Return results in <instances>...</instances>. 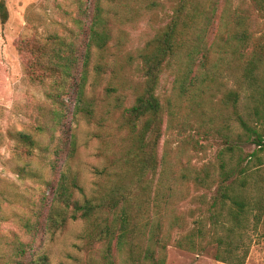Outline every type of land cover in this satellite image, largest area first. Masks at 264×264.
Here are the masks:
<instances>
[{
    "label": "trees",
    "instance_id": "1",
    "mask_svg": "<svg viewBox=\"0 0 264 264\" xmlns=\"http://www.w3.org/2000/svg\"><path fill=\"white\" fill-rule=\"evenodd\" d=\"M204 2L178 0L167 25L139 49L138 69L143 80L134 87L131 103H126L127 96L117 98L123 137L114 143L106 165L97 168L99 179L90 192L74 168L75 135L72 150L59 165L63 134L54 147L43 146L36 137L46 129L44 113L32 127L35 133L16 134L14 153L18 159L31 160L41 151L46 165L59 168L60 175L44 223L42 212L27 204L26 212L12 213L20 230L0 235V264H50L46 253L34 249L35 238L42 231L60 235L74 221L85 224L83 238L91 249L89 264H166L170 245L196 253L216 245V260L246 264L251 235L264 221V0L235 4L226 0L219 14L217 1ZM94 7L82 59L76 43L57 31L44 36L32 29L18 47L26 57L28 79L42 86L52 104L64 103L63 97L80 74L75 114L88 119L93 117L85 91L91 47L106 46L99 24L104 21L101 0H95ZM253 15L263 21L256 30H252ZM214 16L220 20L210 41ZM0 20L2 24L9 20L6 0H0ZM165 71H170L172 87L168 96L161 97L158 88ZM216 91L222 93L214 101L220 110L210 117L206 99L215 97ZM184 101L196 106V125L190 123L189 112L183 113L185 121L180 123ZM61 109L56 117L62 115ZM168 127L184 132L194 127L197 134L219 138L216 173L207 165L195 169L187 164L177 174L174 169L179 160L173 162L160 152ZM185 140L196 141L193 135ZM17 174L23 181L49 182L42 171L31 167L18 166ZM189 184L215 188L210 201L204 193L197 197L208 204L207 214L191 223L177 209L179 201L188 196V190L181 192L180 188ZM23 196L0 191V202L15 204ZM4 215L0 205V220L10 217ZM97 244L101 247L94 250Z\"/></svg>",
    "mask_w": 264,
    "mask_h": 264
},
{
    "label": "rangeland",
    "instance_id": "2",
    "mask_svg": "<svg viewBox=\"0 0 264 264\" xmlns=\"http://www.w3.org/2000/svg\"><path fill=\"white\" fill-rule=\"evenodd\" d=\"M6 1L9 20L5 24L0 20V191L24 195L23 199L15 204L0 202L4 216H10L0 220V235L10 236L20 230L12 213L26 212L25 204L36 207L39 213L42 212L41 224L44 223L53 189L60 175L59 168L53 170L51 166L46 165L41 151H37L38 156L31 160L18 159L14 153L16 134L21 131L35 133L32 127L39 114L44 113L46 129L36 137L43 146L54 147L63 134L59 165L72 150V139L75 135L74 168L80 172L83 184L90 192L94 182L99 179L97 168L101 169L106 165L107 158L115 149L114 143L123 137L117 98L127 96L126 103H131L134 99V87H138L143 80L138 69L137 53L167 25L178 0H101L104 21L99 24L106 35V46L101 49L93 44L91 47L89 76L85 85L86 99L93 108L91 119L75 114L79 103L76 84L79 83L80 74L77 73L74 81L76 84L67 96L63 97L64 103L58 106L52 104L42 86L28 79L24 64L26 57L20 53L18 47L23 36L31 34L32 29L44 36L57 31L69 36L70 40L76 43L78 55L82 59L90 39L95 0ZM215 1L219 14L227 5L226 0ZM232 1L234 4L248 2ZM204 3L208 5L210 0H205ZM253 17L252 30H256L259 28L258 24L261 25L263 21L256 15ZM79 20H82L81 25L78 24ZM219 20L218 16H214L212 28L209 30L210 41L217 33ZM81 67L80 62L79 70ZM171 87L172 76L170 71H165L158 93L161 97L168 96ZM216 93L215 97L207 98L209 102L206 107L204 105L210 112V117L220 110L214 101L218 100L222 93ZM183 108L179 116L180 123L185 121L183 113L189 112L190 123L196 125L195 123L199 122V116L194 111L196 106L192 102L184 101ZM59 109L62 115L56 117V111ZM188 135H193L197 142L185 140ZM220 144V139L216 136L197 134L194 127H188L185 132L168 127L164 131L160 152L167 153L173 162L179 160L181 164L174 169L179 175L187 164L195 169L207 165L216 173ZM18 166L42 171L44 179L49 181L48 184L21 180L17 174ZM186 190L188 196L179 201L177 209L178 213L186 214L191 223L193 219L207 214L208 204L201 202L197 197L204 193L210 201L215 188L202 189L193 184L180 188L181 192ZM27 214L31 215L29 210ZM84 229L85 224L82 221H74L69 223L60 235L52 236L42 231L34 240V249L46 253L50 264H89L91 249L83 238ZM251 237L246 264H264V221ZM100 247L97 244L94 250ZM215 252L216 245H209L203 252L198 253L170 245L167 249L166 264H228L216 260Z\"/></svg>",
    "mask_w": 264,
    "mask_h": 264
}]
</instances>
